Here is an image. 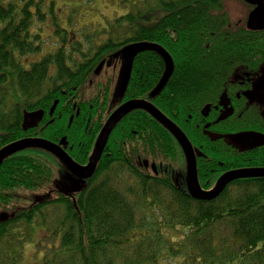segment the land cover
Segmentation results:
<instances>
[{
	"label": "trees",
	"instance_id": "1",
	"mask_svg": "<svg viewBox=\"0 0 264 264\" xmlns=\"http://www.w3.org/2000/svg\"><path fill=\"white\" fill-rule=\"evenodd\" d=\"M45 2L0 1V150L22 139L40 138L59 145L76 164L86 165L111 111L142 100L210 155V142L194 129L193 121L185 122L194 115V99L202 92L195 85L210 82L204 68L225 66L242 51L257 48L253 40L244 46L212 39L231 33L225 26L226 0H120L129 11L109 25L101 44L70 39L53 53L27 62L41 51L39 36L30 30L35 22H43ZM143 42L160 46L173 62L168 82L154 98L150 94L164 73V62L155 52L135 57L123 93L115 82H120L123 48ZM102 61L117 73L112 81L116 94L105 96L100 126L82 123L81 113L69 126L70 112L64 110L60 91L82 76L90 80ZM81 109L85 117L86 109ZM37 110L44 112L41 123L22 131L23 112ZM144 161L155 165L156 175L144 168ZM257 166L259 159L252 156L232 163L235 168ZM211 167L208 158L198 164L203 191L213 188ZM185 169L180 146L142 110L129 112L116 125L88 179L76 178L42 149L13 154L0 166V213L14 214L0 223V264L21 262L34 223L48 233L41 264H264V179L240 180L216 199L200 201L187 192ZM63 174L82 181L73 194L54 189V177ZM50 207L62 212L53 228L44 215Z\"/></svg>",
	"mask_w": 264,
	"mask_h": 264
},
{
	"label": "flooded vegetation",
	"instance_id": "2",
	"mask_svg": "<svg viewBox=\"0 0 264 264\" xmlns=\"http://www.w3.org/2000/svg\"><path fill=\"white\" fill-rule=\"evenodd\" d=\"M239 1L245 9L240 17L231 19L226 9H224L228 16V23L225 26L228 29L231 28V33L226 32L225 36L218 38L212 36V39H227L230 42H240L244 46H247L248 41L253 40L257 42V48L251 52L248 50L242 51L237 58L226 61L225 66L204 68L205 72L210 73V82L195 85V89H201L202 92L197 94L194 99L197 101L194 115H188V118L185 120L186 123L193 121L194 129L198 130V132L200 131L210 142L209 156L201 151V146L197 147L192 144L191 146L202 154L200 157H195L197 181L198 164L207 161L208 158L212 164L211 169L208 170L211 173L210 176L214 177L213 186L220 177L228 172L253 169L264 170V144L250 150L240 151L232 145H228L224 140V137L234 138L243 133H255L264 138V19L255 21L252 24L254 29L248 28L250 13L264 6V0ZM250 32L253 35H249ZM98 66L92 70L90 80V77L87 79L88 75L82 76L80 77L82 79H78L80 80L79 82L72 83L70 89L64 88L63 91H60L61 96L64 98V110L68 111V113L70 112L68 122L72 123L74 117L79 116L81 113L80 120L82 123H90L94 125V128L100 126L103 119L100 116L102 114L101 106L104 104V99L108 95L111 97V95L116 94L114 90L112 91V81L117 71L115 72L113 68L106 70L104 64L103 68L96 74L95 70ZM149 71L152 72L150 69ZM159 71L161 72L162 69L158 70V73ZM85 81L86 83H84ZM108 85L110 87L112 85L109 93ZM175 85L173 84L172 86L175 87ZM82 107L87 112L85 117L81 109ZM174 125L184 134V131L179 126ZM94 130L92 133H94ZM210 135L220 137L211 140ZM184 136L186 137V134ZM242 156H252V158L259 159L260 166L232 167V163H236ZM148 168H151L150 165H148ZM208 170L202 169V173ZM185 171V184H187V164ZM152 172L155 175L157 174L156 167L155 171L152 170ZM247 179L258 178L238 179L230 182L227 186H235L240 180Z\"/></svg>",
	"mask_w": 264,
	"mask_h": 264
},
{
	"label": "water",
	"instance_id": "3",
	"mask_svg": "<svg viewBox=\"0 0 264 264\" xmlns=\"http://www.w3.org/2000/svg\"><path fill=\"white\" fill-rule=\"evenodd\" d=\"M248 1V0H244ZM264 19V6L257 8L248 17V28L254 29L252 26L255 21H260ZM145 51H151L157 53L164 62V73L158 82L157 86L151 92L150 97H156L161 90L165 87L168 82L172 71H173V62L168 53L162 49L160 46L151 43H136L130 44L123 48L120 54V59L122 61V68L120 74V84L119 90L123 93L127 87L132 64L135 57ZM105 61H102L99 66L96 68L95 73L97 74L101 68H103ZM57 101L54 102L53 106L50 109L49 116H52ZM134 110H142L147 113L153 120H155L159 125H161L177 142L181 150L184 153L187 164V192L195 200L200 201H209L214 200L221 195L227 185L238 179L246 178H264V170L253 169V170H237L224 174L218 179L216 184L209 191H203L197 181L196 176V160L195 157H200L202 154L197 150L192 148L191 144L184 136V134L164 115H162L154 106L150 103L142 100H130L121 104L116 108L110 116L105 121L102 129L99 132V135L96 139L92 152L88 158L86 165L76 164L61 148L59 145L48 142L40 138H27L11 143L0 150V166L2 163L13 154L29 149V148H38L45 150L52 155H54L62 165L69 171L70 174L80 179L90 178L96 169V166L99 162V159L103 153V150L107 144L108 138L116 125L120 120L127 115L129 112ZM44 112L42 110H37L33 112H23L21 129L26 132L30 129L38 127L39 123L42 121ZM71 122H69L70 124ZM220 136L210 135L211 140L217 139ZM224 140L228 145H232L240 151L253 149L261 144H264V138L255 133H243L239 134L234 138H226ZM148 162L144 161L143 166L148 168ZM151 170L155 171V165L152 164ZM14 214H8L6 212L0 213V223H4L9 219H12Z\"/></svg>",
	"mask_w": 264,
	"mask_h": 264
},
{
	"label": "rangeland",
	"instance_id": "4",
	"mask_svg": "<svg viewBox=\"0 0 264 264\" xmlns=\"http://www.w3.org/2000/svg\"><path fill=\"white\" fill-rule=\"evenodd\" d=\"M0 1L7 3L13 0ZM49 5L50 10H47ZM225 9L231 19L240 17L245 11L239 0H226ZM128 11L129 8L121 4L120 0H46L43 22H35L30 30L32 34L39 36L41 51L39 55L28 56L27 62L38 60L47 53H53L64 41L70 39L84 43L82 45L89 44L90 41H94V44H101L108 35L106 32L109 25ZM114 58L118 60L117 56ZM109 67L110 65H107L105 69L108 70ZM115 82L116 84L120 83L119 81ZM113 90L116 92L114 82ZM57 179L60 181L63 179V181L58 183ZM81 182L72 175L63 174L54 177L53 186L56 191L73 194L80 187ZM61 214L60 207L48 208L44 212L46 225L53 228L54 222L61 218ZM224 232L226 231L224 230ZM29 235L28 241L24 244L23 257L19 264H41L42 243L48 233L39 223H34L30 227ZM172 236L176 237L174 234ZM56 242L57 240H54V243Z\"/></svg>",
	"mask_w": 264,
	"mask_h": 264
}]
</instances>
